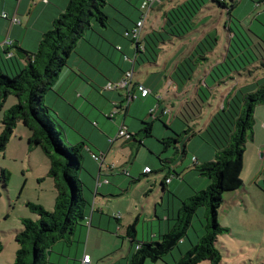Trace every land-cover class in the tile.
Masks as SVG:
<instances>
[{
	"label": "rangeland",
	"instance_id": "1",
	"mask_svg": "<svg viewBox=\"0 0 264 264\" xmlns=\"http://www.w3.org/2000/svg\"><path fill=\"white\" fill-rule=\"evenodd\" d=\"M177 1L179 0H165L162 4L155 5L145 20L143 35L152 29L160 30L164 25L165 12L170 9L171 5L177 4ZM205 1L207 4L199 14L196 28L192 32L187 34L184 39H175L170 44L168 43L169 45H164L156 63L137 64L133 69L136 46L126 37V28L134 26V23L141 18L139 4L142 0H108V5L104 9L110 17L108 25L104 27L95 22L92 29L86 30L84 37L77 42L75 52L69 59L68 65L60 73L53 89L45 96V103L50 107L55 129L67 147L72 146L65 139L68 132L74 136L75 143L85 137L89 144L95 148L99 142L93 141L96 133L89 127L98 130L100 135L107 136L108 133L103 131L102 123L114 125L116 133L125 120L126 126L130 128L129 133L143 135L144 145L135 140L127 142L126 137L120 138L112 147L108 142L106 148L108 156L103 168L110 165L114 166L115 170L111 172L106 169L107 171L102 172L113 184H116L115 179L121 178L123 179L122 183L127 186L121 189L118 196L110 199V202L122 203L124 208L130 207L134 210L130 212L135 214L132 221L136 223L138 240H141L143 236L146 237L151 228L158 230L159 225L163 223L157 219L156 212H162L165 209L167 216L170 215V218L173 219L171 220L173 225L177 222L179 211L176 207L174 208L173 202L174 198L176 200L188 198L187 195H181L187 191L185 189H191L193 186L200 191L208 187L209 179L196 170L192 160L197 155L200 158H207L203 157V147L206 144L212 149L211 151L216 152L215 147L208 143L206 128L215 112H218V109L222 107L221 104L230 90L233 88L238 90L244 85L254 84L257 79L264 77V69H260L261 67L257 65L260 62L257 61L258 68L253 70V76L242 71L235 72L231 79L214 87L213 95L210 94L211 97H205L201 91L202 98L196 100L201 83L205 86L204 81L206 80L209 86L213 85L209 73L217 63L224 61L231 47L229 26L238 33L245 34L251 41L253 40L255 50L259 47L258 43L264 45V2L260 1V6H257V0H239L236 8L232 11L234 17L232 22L225 8H221L211 0ZM201 18L205 20L199 22ZM48 30L49 28L46 31ZM200 37L201 39H199ZM206 37L207 40L203 41L206 46L215 44L216 41L213 39L218 37L212 52L207 54L209 59L200 60L196 64L195 70L185 86L181 83L180 87L177 85L180 81L175 75L177 83H172L170 79L178 64L186 58L190 50L194 49L198 41L201 42ZM235 44L233 41V45ZM235 48L232 46L231 51L234 52ZM2 55L4 58V54ZM15 56L14 59L9 57L3 60L0 56L1 63H5L2 64V67L6 65L7 68L9 64L17 63L20 58ZM132 69L135 72L134 82L142 81L153 89L154 93L145 99L138 95V99L131 104L132 109L141 111L142 115H136L134 111L127 112L128 109H120V114H115L114 103L122 101L126 93L125 91H106L104 87L109 81L119 80L115 77L124 76L127 71ZM8 71L4 70L3 72H7L9 75L15 74V71L12 73L9 68ZM95 78L102 80V83L96 81ZM169 82L172 85L169 86ZM72 85L82 87L80 91H77L82 97L81 108L86 113H92V116L76 107L71 106L73 108L71 112L68 110L66 99L61 92L65 93L69 87L72 89ZM159 97L160 99L162 97L161 102H159ZM17 103L18 99L15 96L10 95L7 98L0 111V132L4 112ZM158 103H161V107H166L171 111L169 116L165 117L162 113L163 109L160 107L157 109ZM61 106L63 107L60 113L58 109ZM257 109L264 111V106L260 105ZM95 115H102V120L96 118ZM109 117L115 118V120H109ZM98 120L102 122L100 126L96 124L99 122ZM144 121L153 123L152 136L150 137H145V134L140 132L145 126ZM262 122H264V112L260 115L255 112L254 133H258L259 144L264 141V130L260 128ZM133 123H137V129H133ZM82 132L87 133L88 137ZM30 138V130L22 122H19L5 152L0 153V264H14L19 249L15 236L23 228V219L34 221L40 219L27 204L41 205L49 211L55 208L57 191L54 180L48 176L50 160L39 146L30 143ZM174 138H178V142L183 146L182 150H177ZM98 139L100 140V137ZM162 139L172 140L170 146L165 147ZM252 141H249L246 146L252 145ZM186 146H190V149ZM84 154V169L93 170L98 176V169L101 168L100 163L93 158L92 154H88L86 151ZM249 154L246 147L241 174L244 187L235 196H231L230 192L226 193L224 202L218 211V223L222 227L231 229L230 233L219 235L216 243L223 255L222 264H264V167L262 168L264 147L258 153L254 152L251 162L248 159ZM208 156L210 157L212 154ZM87 157L93 159L95 165L86 161ZM165 158H170L169 166L166 165L167 163L165 166L162 164L161 159ZM206 160L212 161L215 160V157ZM258 161L261 162L260 169ZM144 164H148L151 168L154 167L155 173L143 177ZM163 167L168 168L166 171L158 172ZM174 167H178L180 171V174L174 172L177 174L176 176H180L175 177V183H183L181 184L182 191L179 189L180 191L177 193L181 192V197L178 195L174 197L172 192L163 205L164 192H162L159 176L162 174L171 175L170 172ZM3 170L7 171V181ZM131 171L133 172L132 177L142 176V180L133 183L132 178L125 174ZM85 175L91 179L86 171L83 173V176ZM251 180H253L252 184ZM5 182L7 183L5 184ZM124 200L125 202H123ZM132 200L135 201L136 207L134 208L131 207ZM105 204V207L109 205L108 202ZM143 208L146 209V213ZM206 215V207H200L186 232L185 240L167 254L163 260L157 262L148 260L145 264H175L180 256L197 244L205 234ZM161 219L163 220V217ZM123 221L126 225L127 222ZM76 235L77 233L67 240L70 241L68 246L73 243L77 244L75 243ZM122 236L126 237L125 231L122 232ZM122 239L119 241L122 242ZM125 240L123 250L114 251L101 261L94 258L93 264H113L117 257L130 255L132 250L135 251L134 245L127 238ZM65 243V240L57 242L53 246V254L50 256L55 258L54 253L58 252L63 244L66 245ZM91 248H93L92 245ZM67 249L68 247H66ZM198 264L211 263L202 261Z\"/></svg>",
	"mask_w": 264,
	"mask_h": 264
},
{
	"label": "trees",
	"instance_id": "2",
	"mask_svg": "<svg viewBox=\"0 0 264 264\" xmlns=\"http://www.w3.org/2000/svg\"><path fill=\"white\" fill-rule=\"evenodd\" d=\"M211 1L225 8L233 22L232 11L239 0ZM206 4L205 0H186L164 14L165 21L160 30L145 34L138 43L126 36L136 46L134 68L137 64L156 63L164 45H169L175 39H184L192 32ZM260 4L261 2H258L257 6ZM107 5L108 0H69L65 11L54 19L49 30L43 34L34 53L18 48L28 56L27 65L15 71L13 75L0 71V111L10 95L18 99V103L3 114L0 153L5 152L17 124L22 122L31 132L30 143L39 146L49 158L48 176L54 180L57 191L55 208L52 211L34 203L27 204L40 219L37 221L23 219V228L15 236L19 249L14 264H54L50 260L53 246L61 240H65L69 245L70 241L67 240L75 235L78 227L86 220L87 209L91 204L85 195L86 185L81 174L84 170L83 160L87 144L79 142L71 147L64 145L52 122V113L45 103V96L53 89L60 73L68 65L77 42L84 37L86 30L92 29L95 22L104 27L108 25L110 17L104 11ZM131 28L127 27L126 33ZM228 29L231 47L224 61L217 63L209 73L213 85L209 86L206 80L205 86L201 83L196 100L202 98L201 91L205 97H211L214 87L231 79L235 72L242 71L253 76V70L258 68L257 65L264 69V45L258 43L259 47L255 50L253 40L230 26ZM205 40L207 37L201 42L198 41L194 49L190 50L186 58L178 64L170 79L172 83L176 82L175 75L180 81L177 85L185 86L196 64L200 60L209 59L207 54L212 52L218 37L213 39L216 41L215 44L209 46L203 42ZM232 46L236 47L234 52L231 51ZM14 48L15 45L8 50ZM160 105L161 103L159 107ZM221 105L206 128L208 143L215 147L216 158L201 164L195 163L196 170L209 179L208 187L194 191L190 197L182 201L175 226L160 235L158 240H138L136 223L130 224L125 238L130 239L133 244H138L139 248L126 264H145L148 260L151 262L163 260L185 239L186 232L200 207L207 209L205 234L197 244L182 254L175 264H198L202 261L222 264L223 255L216 243L218 236L230 232V229L218 223V211L226 193L236 192L244 186L241 180L244 152L247 143L254 139L256 108L264 106V77L238 90L233 88L226 94ZM143 124L145 126L140 132H143L145 137L152 136L153 123L144 121ZM142 138L143 135L137 133H129V137H126L127 142L135 140L144 145ZM174 139L177 144L180 143L178 138ZM171 141L162 139L165 147H169ZM161 161L164 166L166 163L168 166L171 164L170 158ZM167 168L163 167L159 171ZM3 173L7 181V171L3 170ZM139 180L140 178H135L133 182ZM162 185L165 187V182Z\"/></svg>",
	"mask_w": 264,
	"mask_h": 264
},
{
	"label": "crops",
	"instance_id": "3",
	"mask_svg": "<svg viewBox=\"0 0 264 264\" xmlns=\"http://www.w3.org/2000/svg\"><path fill=\"white\" fill-rule=\"evenodd\" d=\"M164 1L165 0H162L160 4H162ZM184 1H186V0L177 1L176 2L177 4L171 5L170 9L174 6L181 4ZM226 1H228V0H226ZM260 1H264V0H257V2H260ZM68 2H69V0H49V2L46 4V3H43L42 0H34V1H31V0H0V56H1V60H3L4 58H9L7 55V51H9L8 50L9 48L3 45L4 41L8 38L12 39L14 42V45H15V48L10 50L13 54L12 59H14L16 57L15 55H17L20 58V60H18L17 63L13 62L12 65L9 64V66L7 68H6V65H5V67L3 66L5 69L2 67V64L4 65L5 63H1V61H0V71L6 70L7 72H9L8 71V68H9L13 73L14 71H17V70H19V69H21L27 65L28 56L26 54L22 53L18 48H21V49H23L29 53H34L39 46V43L42 39L43 34L46 32V30L48 28L51 27L54 19H56L61 13H63L65 11ZM140 5L141 4H139V7H140ZM139 11H140V9H139ZM2 13H7L8 18H3ZM13 16L19 18L20 23L13 24L11 22V18ZM204 20H205L204 18L200 19V21H204ZM131 27H129V28H131ZM153 30L154 29L150 30L149 32H151ZM199 39H201V37ZM2 54H4V56H5L4 58H3ZM28 55H30V54H28ZM122 77H123V75H119L118 77H115V79H120ZM96 81L102 83V80H100V79H96ZM141 83H143V82L141 81ZM143 84H145V83H143ZM146 86L148 88H150L148 85H146ZM74 88H75V90H73ZM81 89H82V87L80 85H77V86L72 85V89H71V87H69L65 90V93L61 92L66 99L65 102H66L67 108L70 112L73 111L72 109L75 107L84 112V110L81 108V103H82L81 98L82 97L79 96V94L77 93V91H80ZM151 90H152V93H154V90L153 89H151ZM146 98H148V97H146ZM115 99H116V97H115ZM161 100H162V97H161ZM131 104H130L127 112L131 113L132 111H134V113L136 115H142L143 114L141 111L132 109L133 106ZM62 107L63 106H61V108L58 109V111L60 113L62 112ZM160 108L164 110L166 107L160 106ZM255 112L260 115L264 111H263V109H257ZM84 113L89 115V116H92V113H90V112H88V113L84 112ZM119 114H120V112H119ZM95 116H96V118H100V120H102V118H103L102 115H95ZM164 116L165 117L169 116V114L164 115ZM111 119L115 120V118L109 117V120H111ZM100 120H98L99 122L95 121L98 126H100L101 125L100 123H102ZM116 120H117V118H116ZM102 124L104 126L103 131L108 133L107 136L100 135L98 130L92 129L91 127L88 126L90 128V130H92L93 132L96 133V137L94 138V140L92 138H90V139H92L94 142H99V144H97L98 147L96 146L95 148H93V146H91L89 144L88 140H86L85 137L82 138L83 141L80 140L79 142H85L87 144V148L85 149V151L88 152V154L89 153L92 154V153H98V152L102 153L103 152L105 154V161H106L107 156H108V151L106 150V148L108 146V142H109L110 146L112 147V145H114L116 141L114 143H110V139H114L118 132L115 133V126L114 125H109L108 123H102ZM122 125L126 126L125 120L123 121ZM126 127H127L128 131H130V128L128 126H126ZM133 127H134L133 129H137V123H133ZM260 128L262 130H264V122H262V125H260ZM82 133H84V132H82ZM84 134L88 137L87 133H84ZM165 134H167V133H165ZM257 136H258V133L257 132L254 133V139L251 143L252 145H250L249 147L246 146L247 151L249 150V153H250L248 156V159L250 160V162L253 158L254 152L258 153L260 151V149H262L264 147V141L259 144V142L257 140V138H258ZM99 137H100V140L98 139ZM73 138H74V136H71L68 132L66 133L65 139L71 145L76 144L75 139H73ZM79 142H77V143H79ZM144 143H145V141H144ZM176 147H178L179 150H182V148H183L181 143L177 144ZM186 147H188V149H190V146H186ZM203 149H204L203 157L205 156L207 158H205V159L202 157L200 158L198 155L194 156L192 159L193 164H195V163L201 164L203 162L210 161L211 159L206 160V159H209L210 157L216 158V152L214 153L213 151H211L212 149L210 147H208L207 144L203 147ZM156 151H159V150H156ZM85 154H84V156H85ZM209 154H212V156L209 157L208 156ZM262 155L264 157V154H262ZM194 159L196 161H194ZM87 160L92 165H95L93 159H90L89 157H87L86 161ZM256 162H257V160H256ZM258 163H259V169H260L261 162L258 161ZM251 166L253 167L254 165H251ZM109 167H111V166L106 165V167H104L105 169L103 167H101L100 170L98 169V171H99L98 176H96V174L93 170H90L91 172L86 168L83 170V172L81 174V178L86 185L85 195H86L88 201L90 202L91 206H89L87 209V217H86L85 222L82 225H80L76 231L77 235L75 236V239L77 241H75V243H77V244L73 243V245H71V246H68L67 243H65L66 245L63 244L62 246L59 245V246H61L60 250H58V252L54 253L56 255V257L54 258L53 256H51L52 260L51 259L50 260L52 263H54V264H93L95 261L94 258L101 261L105 257L110 256V254L112 252L119 251L120 249L121 250L124 249L126 238H124L122 236V232L125 231V234L127 236V227L133 223L132 219H134L135 214H134V212H130V211H134L130 207L124 208L122 203L110 202V199H113V197L118 196L120 194L119 192L121 191V189L123 187H127V186H125L124 183H122L123 179H121V178L115 179L114 182L116 184H113L112 181L110 179H108L107 175L102 174L103 171L110 170V169H108ZM145 167H149L148 164H144V168ZM179 167H180V165H179ZM263 167H264V165L262 166V168ZM144 168H143V171H144ZM151 169H152L151 173H149L148 175L142 174V176L148 177L149 175L155 173V171H154L155 168L152 167ZM114 170H110V171L113 172ZM84 171H86V174L90 175L91 179L87 178L86 177L87 175L83 176ZM165 171H166V169H165ZM159 172H163V171H159ZM174 172H177L178 174H180L179 168L174 167L173 171L170 172L171 175H163L162 174V176H159V178L161 180V187L163 189L162 192H164L163 198H162L163 199V203H162L163 205L165 203L166 198H169V196L172 192L174 193L173 194L174 197H175V195H178L179 197H181L180 196L181 192L179 194H177V193L180 191L179 189H181V191H182L181 184H183V183H175V177H180V176H176L177 174H175ZM129 174H130V177L132 178V181H133L135 179V177H132L133 172L131 171V172H129ZM141 177H138V178H140V180L138 182H140L142 180ZM98 178H100L101 180L107 179L109 181V183L104 184L102 187H100L98 189V192L96 193V181ZM168 179H171L170 182H167ZM163 182H165V187L162 185ZM252 182H253V180H251L250 183L252 184ZM133 183H136V182H133ZM185 191L186 192L181 193V195H187L188 197H190L194 193V191H196V188L191 186V189L187 188V189H185ZM238 191L230 192V195L235 196L238 193ZM182 199H185V198H182ZM182 201L183 200H181V199L176 200L174 198L173 205H174V208L176 207L178 211L181 208ZM107 202L109 205L107 207H105V205H106L105 203H107ZM123 202H125V200ZM102 207L107 209V213L102 211V209H103ZM131 207H133V208L136 207L134 200H132ZM119 211H122V213H119ZM143 211L146 213L145 208H143ZM166 213H167V211H165V209H163L162 212H156L157 219L162 221L163 225L162 224L159 225L158 230H155V228H151L149 234H147L146 237L143 236L140 241L158 240L160 235L167 233L169 230H171L175 226L176 223L173 225V223L171 222V220H173V219L170 218V215L167 216ZM115 214H120L121 217L117 219L116 217H114ZM161 217H163V220L161 219ZM173 218H174V220H176L175 217H173ZM164 219H165V221H164ZM123 220H125L127 222L126 225H125V222ZM230 232H231V229H230ZM230 232H228V233H230ZM119 239H122V242H120ZM137 239H138V232H137ZM128 240H130V239H128ZM91 241L92 242L94 241V243L92 244ZM91 245L94 249L93 248L90 249ZM132 245H134V249L136 250L138 244L132 243ZM66 247H68L67 250H66ZM134 252L135 251L132 250L131 254L128 256H124V255L122 256L121 255L120 257H117L116 261H114L113 264H126L128 259L133 255ZM52 254H53V252H52ZM85 255L90 256L91 263H83V258Z\"/></svg>",
	"mask_w": 264,
	"mask_h": 264
},
{
	"label": "built area",
	"instance_id": "4",
	"mask_svg": "<svg viewBox=\"0 0 264 264\" xmlns=\"http://www.w3.org/2000/svg\"><path fill=\"white\" fill-rule=\"evenodd\" d=\"M34 1V0H31ZM43 3H48L49 0H42ZM161 3V0H143L141 5H140V12H141V18L136 21V24H134V26L129 30V32H127L126 36L129 37L131 40H133L135 43H138L141 41V39L143 38V32H144V24H145V20L147 19L148 13L153 9V7L155 5H158ZM2 17L3 18H8L7 13H2ZM11 22L13 24H18L20 23V19L13 16L11 18ZM4 46L11 48L14 46V42L12 39L8 38L4 41L3 43ZM8 57H12L13 54L11 51H9L7 53ZM134 69V66H133ZM129 70L125 73V75L117 80V81H109L104 89L106 91H125L126 96L123 97L122 101H116L114 103L115 105V114L119 113L120 109L123 110H127L130 106L131 103H133L137 98L138 95L141 98H146L148 97L150 94H152V90L150 88H148L145 84L141 83V82H134V76H135V72L134 70ZM169 85H172L171 82H169ZM160 97H159V102H160ZM159 108V103H158V107ZM171 111L168 108H165L163 110V114L164 115H168L170 114ZM129 137V131L127 129V127L125 125H121V127L119 128V131L116 135V137L114 139H110V143H114L116 139L121 138V137ZM93 158L98 161L100 163V167H103L104 163H105V154L102 153H92ZM194 161H196L194 159ZM108 169L110 170H114L115 167L111 166ZM125 172V171H124ZM152 172L151 167H145L144 168V173H150ZM126 175H129V172L125 173ZM171 179H168L167 182H170ZM109 181L106 180H101L100 178L97 179L96 181V193L98 192V189L100 187H102L104 184H108ZM103 212L107 213V209L103 208L102 209ZM114 217H116L117 219L121 217L120 214H115ZM137 248H139V246H137ZM83 263H91V258L89 255H85L83 258Z\"/></svg>",
	"mask_w": 264,
	"mask_h": 264
},
{
	"label": "water",
	"instance_id": "5",
	"mask_svg": "<svg viewBox=\"0 0 264 264\" xmlns=\"http://www.w3.org/2000/svg\"><path fill=\"white\" fill-rule=\"evenodd\" d=\"M48 254H50V252H48Z\"/></svg>",
	"mask_w": 264,
	"mask_h": 264
}]
</instances>
